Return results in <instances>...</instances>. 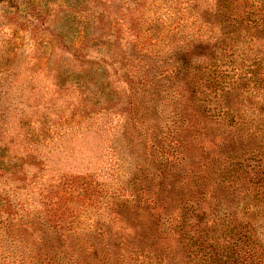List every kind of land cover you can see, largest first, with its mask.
<instances>
[{
  "label": "trees",
  "instance_id": "1",
  "mask_svg": "<svg viewBox=\"0 0 264 264\" xmlns=\"http://www.w3.org/2000/svg\"><path fill=\"white\" fill-rule=\"evenodd\" d=\"M196 1L184 0L188 4L184 11L188 13ZM130 2L138 4L128 14L134 20L132 28L137 27V54L151 62L142 65L137 77L124 72L128 84L154 78L153 71L162 58L155 62L151 48L156 45L147 39V34L159 26L168 38V43L160 47L181 50L172 61L176 65L168 67V78H180L178 90L192 102L209 105L219 101V111L210 117L230 128L231 123L225 120L237 115L227 96L229 88L219 75L217 81V73H222L218 55L236 39L246 43L251 33L258 40L264 37V0H205L206 4L201 3L204 25L198 24L197 38L187 27L189 15L171 20L168 28V15L153 12L149 17L145 14L146 0ZM193 18L196 21L200 16ZM97 20L102 18L97 16ZM59 48L71 58L79 57L63 42ZM202 81L207 83L205 88L211 89L206 96L211 98L200 102L197 98ZM107 88L109 85L103 90ZM38 90L39 87L30 88L31 94ZM107 92L104 97H115L109 89ZM35 93L33 103H25L26 112L19 123H10L0 131V264H134L132 256L137 251L143 253L145 248L155 249L160 257L157 264H264L263 136L250 143L252 149H248L247 157L225 158L224 163H232L226 165L227 170L221 166L216 171L220 190L213 191L214 181H209L212 177L207 166L195 160L200 153L189 157L190 163H183L179 149L187 143L185 134L193 131L196 135L191 123L183 125V135L176 143L178 154L172 168L182 169V174L174 171L178 181H168L166 134L150 147L160 156L155 161L156 168L141 177H145L144 182L136 184L129 174L131 181L124 182L117 177L122 168L117 159H113L116 167L112 171L97 169L104 162L100 154L112 156L111 148L115 147L111 144L115 142L114 128L104 122L99 105L92 111L83 108L81 117L85 123H62L63 113L56 112L46 123L43 111L53 106L45 101L46 94ZM36 97L42 100L35 101ZM203 112L207 114L206 108ZM28 118L36 121L29 123ZM99 121L104 123L97 124ZM2 126L3 123L0 129ZM188 139L195 142L196 137ZM248 173L252 178L247 186L236 188L234 184L243 182L241 175ZM242 187L244 197L239 201L236 193ZM27 230L35 232L36 239H24L21 232ZM127 244L136 250L133 254L128 252ZM113 248L120 253L111 258Z\"/></svg>",
  "mask_w": 264,
  "mask_h": 264
},
{
  "label": "rangeland",
  "instance_id": "2",
  "mask_svg": "<svg viewBox=\"0 0 264 264\" xmlns=\"http://www.w3.org/2000/svg\"><path fill=\"white\" fill-rule=\"evenodd\" d=\"M204 1L197 0L186 13L184 9L188 4L184 0H146L145 11L148 13L145 14L149 17L153 12L168 15V28L171 20L177 21L178 17L187 18L189 15L187 27L197 38L198 24L204 25L201 20L204 12L201 3ZM137 5L130 0H0V127L3 123L0 131H5L6 126L12 125L10 123H19L21 115L26 112L25 103H33L32 97L38 91L46 94L45 101L53 106H46L43 111L47 116L46 123L54 112L58 115L63 113L62 123H85L81 117L83 108L92 111V107L99 105L104 122L114 128L115 142L111 144L115 147L111 148L112 156L100 154L104 162L97 169L112 171L116 167L113 159H117L122 165L117 177L130 182L129 174L138 178L134 181L139 184L145 179H141L143 174L156 168L155 161L160 156L150 147L166 134L168 181L180 179L177 173L182 174L181 167L172 168L176 162L174 157L178 154L176 143L183 135V125L191 123L196 135L193 131L185 134L187 143L179 149L185 159L183 163H190L188 158L200 153L195 160L199 165L207 166L212 177L209 181H214L211 188L218 190L216 171L219 172L223 166L227 170L226 165L232 163L230 160L224 163L225 158L247 157L248 149H252L250 143L258 141L259 136L264 137V37L258 40L257 35L250 31L251 37L246 43L236 39L218 55L222 73H217V81L222 77V83L229 88L227 96L237 115L233 120L231 117L225 120V123H231L227 128V124L221 126L214 116L210 117L219 111V101L209 105L192 102L178 90L181 79L168 78V67L176 65L172 61L178 58L181 50L168 45L160 47L168 43V38L164 37L166 32L159 26L153 33L147 34V39L156 45L151 48L155 62L158 57L162 58L156 65L158 74L154 69V78L149 82L128 84L124 72L137 77L142 65L151 62L143 54H137V27L132 28L134 20L128 17L129 11L134 12ZM170 13H173L171 18ZM193 15L200 18L195 21ZM97 16L102 20H97ZM150 23L153 24L154 20ZM199 31L202 33L203 27ZM239 36L242 39L241 33ZM60 42L73 49V54L79 57L71 58L63 53L59 48ZM176 54L177 57H174ZM205 83L202 81L198 92L200 102L206 100L211 91L209 87L205 88ZM105 85L109 88L103 90ZM29 87H39V90L31 94ZM108 89L115 97H104L109 94ZM37 99L42 100L36 97L35 101ZM104 102L109 105H102ZM203 108H206L207 114ZM28 121L34 123L36 119L28 118ZM134 131L137 136H134ZM188 136H195V142ZM231 169L228 170L233 173ZM241 176L243 182H235L236 188L240 185L246 187L252 173ZM245 187L236 193L239 195L237 200L241 201L244 197ZM215 194L218 196V192ZM21 235L24 239H36L32 230L22 231ZM126 246L128 252L133 254L136 251L131 244ZM34 252L37 253L36 248ZM138 252L132 256L134 264L158 263L160 257L155 249L145 248L143 253ZM119 253L113 248L110 257Z\"/></svg>",
  "mask_w": 264,
  "mask_h": 264
}]
</instances>
